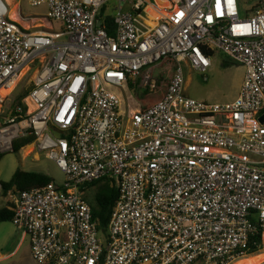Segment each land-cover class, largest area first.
<instances>
[{
	"label": "built area",
	"instance_id": "obj_1",
	"mask_svg": "<svg viewBox=\"0 0 264 264\" xmlns=\"http://www.w3.org/2000/svg\"><path fill=\"white\" fill-rule=\"evenodd\" d=\"M240 1L28 0L49 11L34 31L0 0V155L32 138L26 157L65 177L7 194L37 264H232L264 251V0L245 19ZM215 52L244 69L236 99L186 97L181 65L205 74ZM165 61L176 69L160 83ZM130 88L161 99L143 110ZM102 180L117 192L105 239L83 197Z\"/></svg>",
	"mask_w": 264,
	"mask_h": 264
},
{
	"label": "rangeland",
	"instance_id": "obj_2",
	"mask_svg": "<svg viewBox=\"0 0 264 264\" xmlns=\"http://www.w3.org/2000/svg\"><path fill=\"white\" fill-rule=\"evenodd\" d=\"M6 1V0H5ZM155 3L160 8L167 7L166 0H154ZM8 4V2L6 1ZM115 1L111 2L108 8H104L101 12L104 16L113 15V4ZM259 0H241L239 2V14L242 19L251 17L253 12L257 8ZM17 5L20 7V16L23 23L28 24L31 30L37 31L39 29L43 30V26H46L45 22L40 18L48 17V8L46 6L31 7L28 0H11L8 4L9 17L13 11H17ZM152 20L149 21V25H152ZM55 31H60L58 29V24L52 22ZM23 26V25H21ZM29 28V29H30ZM60 41H65V38L60 39ZM211 66L205 74H200L192 71L185 64H182V71L184 75V95L188 98L194 99L196 101L205 102L209 104H225L234 101L239 93L240 86L243 81L244 69L241 65L231 61L229 57L221 52H215L210 57ZM176 64L169 62H161L157 64L152 70V76L160 83H166L169 81L170 75L175 71ZM132 99L137 104H144L145 97L148 92L147 89L140 90L136 89L133 91L129 89ZM21 91H17L20 93ZM15 95L12 99H15ZM125 102L128 103L127 96L123 93ZM144 99V100H143ZM161 99V93L150 95L146 100L148 105L153 101L157 102ZM135 105V104H134ZM141 106V105H140ZM135 106H133L134 108ZM28 146H24L18 153L8 152L0 155V181L8 182L9 179L17 171L22 172H35L42 173L54 179L56 185H60L64 181V175L60 173L54 164L45 158V155L38 153V160H34V155H27L25 152ZM102 181L101 183H105ZM108 183V182H106ZM109 184V183H108ZM99 190V185L86 186L83 190V197L86 202L90 205H94L95 194ZM5 205L3 197L0 196V207ZM107 237V231L103 233V239ZM20 239V233L15 229V227L10 222L0 223V252L2 254L11 253L14 249L15 244ZM264 254L260 252L257 255ZM256 256V255H254ZM246 256L240 258L236 261L250 258ZM235 261V262H236ZM234 263V262H233ZM0 264H37L30 253V246L28 240L21 245V247L11 256L3 259Z\"/></svg>",
	"mask_w": 264,
	"mask_h": 264
},
{
	"label": "trees",
	"instance_id": "obj_3",
	"mask_svg": "<svg viewBox=\"0 0 264 264\" xmlns=\"http://www.w3.org/2000/svg\"><path fill=\"white\" fill-rule=\"evenodd\" d=\"M107 24L111 27L113 25V19L109 16L107 18ZM169 62L170 61H165ZM27 95V93L23 92L22 94L19 95L17 100L24 98ZM150 96L145 97V103L142 105L140 104L141 108L143 110L148 109L152 105L158 103L159 101L155 102L153 101L151 104L148 105V99ZM33 139L32 138H27V139H21L17 140L16 142L13 143V153H18L20 149L24 146L30 145L32 143ZM104 181V180H102ZM102 181H98L93 183L90 186L93 185H99V190L95 194L94 197V205L91 206V211H92V218L94 221L97 222L98 224V230L102 233L105 232L107 224L109 223L110 216L112 213V209L114 206V203L117 199V192L114 188H111L108 183H101ZM54 182V179L42 174V173H35V172H22V171H17L12 178L8 182H0L1 186V197H6L7 194L11 191L12 193H17L21 191H26L30 189H34L37 187H42L45 186L49 183ZM12 204L7 203L3 207L0 208V223L4 222H12L13 218V212L11 211ZM255 241L260 242V236L257 235L254 237ZM255 248L252 250V253H250L248 256H254L257 254H254Z\"/></svg>",
	"mask_w": 264,
	"mask_h": 264
},
{
	"label": "bare ground",
	"instance_id": "obj_4",
	"mask_svg": "<svg viewBox=\"0 0 264 264\" xmlns=\"http://www.w3.org/2000/svg\"><path fill=\"white\" fill-rule=\"evenodd\" d=\"M8 2V4H10L11 0H6ZM152 7L148 8L149 13L151 12ZM10 18L16 22H18L20 25H23L24 28L29 29L30 26L28 24L23 23V20L21 17L18 16L17 11H13L10 14ZM155 17L154 15H152L150 13V20H153ZM9 94V91H1L0 95L2 97L6 96ZM31 107V106H30ZM31 110V108H30ZM29 152H31V148H27L26 154H28ZM264 263V254H260V255H256V256H252L250 258H246V259H242L239 261H236L232 264H263Z\"/></svg>",
	"mask_w": 264,
	"mask_h": 264
},
{
	"label": "crops",
	"instance_id": "obj_5",
	"mask_svg": "<svg viewBox=\"0 0 264 264\" xmlns=\"http://www.w3.org/2000/svg\"><path fill=\"white\" fill-rule=\"evenodd\" d=\"M27 151V150H26ZM26 153V152H25ZM36 154V153H35ZM32 155H34V154H32ZM27 155H25V157H26ZM38 158H39V156H38V153L36 154V155H34V160H38ZM10 180V179H9ZM1 182V181H0ZM2 183V182H1ZM11 193V191L9 192V194ZM0 196H1V193H0ZM3 201H4V203L5 204H7V203H10L9 202V200H8V195L6 196V197H4L3 198ZM1 208V207H0ZM11 224H12V222H11ZM13 225V224H12ZM16 229V228H15ZM17 230V229H16ZM18 231V230H17ZM19 232V231H18ZM20 233V232H19ZM25 240H28V242H29V239L27 238V237H25V236H23L21 233H20V239H19V241L15 244V246H14V249L11 251V253H7V254H2L1 252H0V262L3 260V259H5V258H7V257H9V256H11L12 254H14L20 247H21V245L25 242ZM29 246H30V242H29ZM30 253H31V250H30Z\"/></svg>",
	"mask_w": 264,
	"mask_h": 264
}]
</instances>
